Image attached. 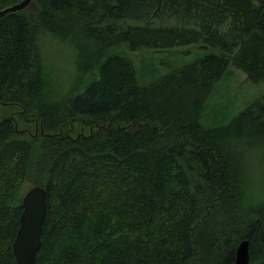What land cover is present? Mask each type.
<instances>
[{
    "label": "trees",
    "instance_id": "1",
    "mask_svg": "<svg viewBox=\"0 0 264 264\" xmlns=\"http://www.w3.org/2000/svg\"><path fill=\"white\" fill-rule=\"evenodd\" d=\"M263 7L32 0L0 17V264H16L23 185L47 194L36 264H232L242 241L264 264V190L244 156L264 146V91L232 118L203 114L233 68L264 83ZM48 37L74 46L72 85ZM188 45L204 53L138 81L131 54Z\"/></svg>",
    "mask_w": 264,
    "mask_h": 264
},
{
    "label": "rangeland",
    "instance_id": "2",
    "mask_svg": "<svg viewBox=\"0 0 264 264\" xmlns=\"http://www.w3.org/2000/svg\"><path fill=\"white\" fill-rule=\"evenodd\" d=\"M42 46L45 47L46 60L53 69L55 68L56 74L61 78L71 79L70 84H73L77 78L74 46L66 42L52 40L49 37L44 40ZM202 53L204 51L197 49L196 45H188L162 51L142 49L131 54V57L138 81L148 84L166 75L172 68L197 60ZM231 73L230 77L232 78L217 83L206 101L203 114L207 120L205 122L209 125L217 123L219 116L225 115L232 118L253 98L264 91V83L254 87L246 80L241 71L233 68ZM244 156L246 162L254 166L255 180L260 179L257 182V188L264 190V146L261 149L247 148L244 150ZM28 187V185L22 186L23 194Z\"/></svg>",
    "mask_w": 264,
    "mask_h": 264
},
{
    "label": "water",
    "instance_id": "3",
    "mask_svg": "<svg viewBox=\"0 0 264 264\" xmlns=\"http://www.w3.org/2000/svg\"><path fill=\"white\" fill-rule=\"evenodd\" d=\"M32 0H21L6 8L0 9V17L26 9ZM264 16V7L262 9ZM46 191L38 186L29 187L21 199L19 227L11 245L16 264H36L37 254L42 244V230L45 222L47 202ZM249 243L242 241L236 250L232 264H249Z\"/></svg>",
    "mask_w": 264,
    "mask_h": 264
},
{
    "label": "bare ground",
    "instance_id": "4",
    "mask_svg": "<svg viewBox=\"0 0 264 264\" xmlns=\"http://www.w3.org/2000/svg\"><path fill=\"white\" fill-rule=\"evenodd\" d=\"M21 215V214H20ZM20 217V216H19Z\"/></svg>",
    "mask_w": 264,
    "mask_h": 264
}]
</instances>
